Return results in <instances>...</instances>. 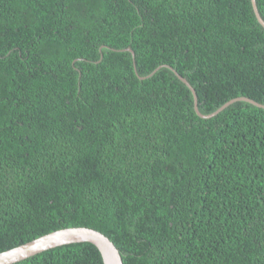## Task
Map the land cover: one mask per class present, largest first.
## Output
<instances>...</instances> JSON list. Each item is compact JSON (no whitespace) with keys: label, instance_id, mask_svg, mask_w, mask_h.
<instances>
[{"label":"trees","instance_id":"obj_1","mask_svg":"<svg viewBox=\"0 0 264 264\" xmlns=\"http://www.w3.org/2000/svg\"><path fill=\"white\" fill-rule=\"evenodd\" d=\"M177 74L205 116L264 105L252 1L0 0V253L87 227L124 264H264V109L202 118Z\"/></svg>","mask_w":264,"mask_h":264},{"label":"water","instance_id":"obj_2","mask_svg":"<svg viewBox=\"0 0 264 264\" xmlns=\"http://www.w3.org/2000/svg\"><path fill=\"white\" fill-rule=\"evenodd\" d=\"M251 1L254 13L261 26L264 28V20L259 14L256 0ZM127 51L132 53L133 57L135 56L134 52L131 49H128ZM177 76L191 89L195 98V111L202 118H212L219 112L223 111L229 105L238 101L247 102L254 106L264 109V105L252 99L241 97L228 102L216 113L210 116H205L199 111L198 97L194 88L189 84V82L185 78H183L179 74H177ZM82 243H89L94 245L100 251L103 257L104 264H124L122 255L118 250L117 246L114 244V242H112V240L103 233L87 227H75L55 231L14 249L2 252L0 253V264H17L21 261H24L28 258L34 257L51 249L66 245Z\"/></svg>","mask_w":264,"mask_h":264}]
</instances>
